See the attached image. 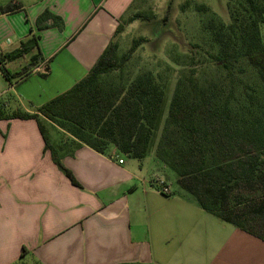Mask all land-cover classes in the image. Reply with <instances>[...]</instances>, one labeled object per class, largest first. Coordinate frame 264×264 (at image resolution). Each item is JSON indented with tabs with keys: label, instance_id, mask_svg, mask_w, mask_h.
Returning a JSON list of instances; mask_svg holds the SVG:
<instances>
[{
	"label": "crops",
	"instance_id": "obj_1",
	"mask_svg": "<svg viewBox=\"0 0 264 264\" xmlns=\"http://www.w3.org/2000/svg\"><path fill=\"white\" fill-rule=\"evenodd\" d=\"M137 1L0 0V9L13 2L24 9L0 12V103L26 101L23 112L33 113L72 88ZM45 11L62 19L61 30L50 20L37 29ZM34 37L38 48L5 58ZM32 59L38 64L28 76L12 77ZM19 60L25 64L14 67ZM34 80L40 93L22 90ZM45 123L61 135L49 141L76 185L53 162L36 121H0V264H264L263 241L202 210L161 170L150 174L114 147L111 157L85 146L71 151L72 137Z\"/></svg>",
	"mask_w": 264,
	"mask_h": 264
},
{
	"label": "trees",
	"instance_id": "obj_2",
	"mask_svg": "<svg viewBox=\"0 0 264 264\" xmlns=\"http://www.w3.org/2000/svg\"><path fill=\"white\" fill-rule=\"evenodd\" d=\"M188 4L192 5L186 3L184 11ZM192 6L200 16L207 14L202 16V31L218 52L211 62L219 76L201 80L192 65L182 72L172 93L173 69L168 64L130 79L125 67L148 39L134 38L129 48L120 52V37L136 20L156 18L146 11L128 17L130 9L118 20L111 42L83 79L33 113H8L0 103V121H36L45 149L75 185L50 144L43 121L72 137L67 144L71 151L85 146L107 155L114 147L138 161L153 153L202 210L264 242V4L228 0L229 23H223L206 6ZM23 10L13 2L0 12ZM49 20L50 26L63 28L61 18L45 11L36 21L37 29L49 27ZM167 21L168 14L164 23ZM35 48L36 37L5 58L16 60ZM173 51L176 57L183 56ZM245 63L255 72L257 86L245 82ZM37 64L32 59L12 77L28 76ZM158 64L163 63L159 60ZM5 75L10 78L6 71Z\"/></svg>",
	"mask_w": 264,
	"mask_h": 264
},
{
	"label": "rangeland",
	"instance_id": "obj_3",
	"mask_svg": "<svg viewBox=\"0 0 264 264\" xmlns=\"http://www.w3.org/2000/svg\"><path fill=\"white\" fill-rule=\"evenodd\" d=\"M259 2L264 4V0H259ZM186 3L206 6L223 23L230 22L228 0H138L127 16L129 17L138 12L146 11L147 13H153L156 18L150 22L136 20L127 27L126 32L120 37V52L126 51L134 38L144 37L148 39L147 42L142 44V47L138 48L133 58L125 67V73H127L130 79L146 70H152L154 72L162 70L164 65L168 64L173 69L170 88L172 93L177 79L181 76L182 72L190 69L192 65L201 80L208 81L219 76V73L216 72L211 62V57H215L218 52L215 46L211 44L210 36H207L202 31V22L204 21L202 16L206 17L207 14L202 13V16H200L197 12L193 11L194 7L189 4L187 10L184 11L183 7ZM167 14L168 21L164 23ZM261 34L262 41L264 42V24L261 25ZM173 50L177 54L182 53L181 55L183 56L176 57ZM159 60L163 64L159 65ZM24 64L25 60H19L14 64V67H20ZM244 66L246 68L243 76L245 77V82L251 85L255 84L256 86L260 84L255 72L246 63ZM184 74L188 73L185 72ZM25 89L33 93H40L42 91L41 86L38 85L36 80L29 83L24 82L22 84V90ZM24 102L27 106L28 103L26 101ZM8 106H11L5 108L8 113L13 112V110L23 111L26 108V106L22 108L16 107L14 104H9ZM27 108L30 110L31 107L28 106ZM44 126L48 136L53 137L55 136L54 133L57 136H61L52 126L46 123ZM112 150L113 148L108 150V157L113 155ZM118 155L122 159L129 161L126 156L119 152ZM140 164L144 169H150V174L151 171L153 173L159 170L167 174L171 182V187L177 189L175 175L170 170L164 168L155 159L153 153L148 155Z\"/></svg>",
	"mask_w": 264,
	"mask_h": 264
},
{
	"label": "built area",
	"instance_id": "obj_4",
	"mask_svg": "<svg viewBox=\"0 0 264 264\" xmlns=\"http://www.w3.org/2000/svg\"><path fill=\"white\" fill-rule=\"evenodd\" d=\"M0 67H2L1 61H0ZM122 163H123V161H120V164H122ZM158 187H159L160 192L163 195H170L171 194L170 186L166 185V183L164 181H159Z\"/></svg>",
	"mask_w": 264,
	"mask_h": 264
}]
</instances>
